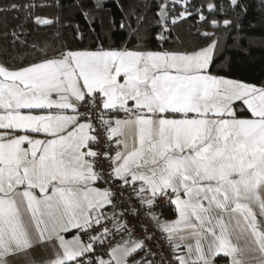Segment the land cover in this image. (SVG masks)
Masks as SVG:
<instances>
[{
    "label": "snow or ice",
    "instance_id": "1",
    "mask_svg": "<svg viewBox=\"0 0 264 264\" xmlns=\"http://www.w3.org/2000/svg\"><path fill=\"white\" fill-rule=\"evenodd\" d=\"M156 7L159 50L138 27L133 49L0 61V264H264V84L210 71L247 8ZM189 19L203 43L165 47Z\"/></svg>",
    "mask_w": 264,
    "mask_h": 264
},
{
    "label": "trees",
    "instance_id": "2",
    "mask_svg": "<svg viewBox=\"0 0 264 264\" xmlns=\"http://www.w3.org/2000/svg\"><path fill=\"white\" fill-rule=\"evenodd\" d=\"M32 3L36 7L18 12L0 14V61L20 63L37 59L39 49L51 54L63 50L66 46L72 50L136 48L138 41L131 36V29H147L149 39L144 45L148 50H159L160 45L151 37L158 31L155 21L158 19L157 0H18ZM83 3V8L79 5ZM247 11L238 17L230 14L232 27L217 30V36L224 42V48L216 52L210 71L214 75L228 79L241 80L246 83L264 84V0H242ZM8 0L0 3V8L7 7ZM240 11V10H237ZM90 13L85 16L84 13ZM30 13V16L28 15ZM137 15L145 17L139 24ZM36 16L53 21L50 25H37ZM27 17V18H26ZM125 23L131 28H120ZM222 23V20H221ZM23 25V27H20ZM194 20L179 24L172 34V41L165 47H172L179 37L185 46L203 43L197 34ZM15 30L20 40L26 44L15 45L10 33ZM9 33L4 38V33ZM35 45V50L32 46ZM179 46V45H177Z\"/></svg>",
    "mask_w": 264,
    "mask_h": 264
},
{
    "label": "rangeland",
    "instance_id": "3",
    "mask_svg": "<svg viewBox=\"0 0 264 264\" xmlns=\"http://www.w3.org/2000/svg\"><path fill=\"white\" fill-rule=\"evenodd\" d=\"M223 45H224V42H222V41L220 40L219 47H218V49H217L216 52L223 50V48H224Z\"/></svg>",
    "mask_w": 264,
    "mask_h": 264
},
{
    "label": "crops",
    "instance_id": "4",
    "mask_svg": "<svg viewBox=\"0 0 264 264\" xmlns=\"http://www.w3.org/2000/svg\"><path fill=\"white\" fill-rule=\"evenodd\" d=\"M165 211V217L167 218L168 216H169V213H168V211L167 210H164ZM67 238H71L70 236H68ZM242 243V242H241Z\"/></svg>",
    "mask_w": 264,
    "mask_h": 264
}]
</instances>
